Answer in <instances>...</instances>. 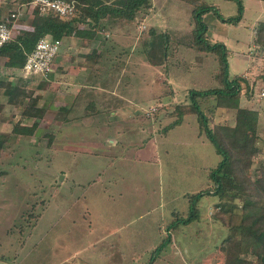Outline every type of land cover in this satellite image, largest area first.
<instances>
[{"label":"rangeland","instance_id":"obj_1","mask_svg":"<svg viewBox=\"0 0 264 264\" xmlns=\"http://www.w3.org/2000/svg\"><path fill=\"white\" fill-rule=\"evenodd\" d=\"M150 3L132 21H101L106 23L101 84L123 94L133 79V119L123 123L115 143L111 142L118 138L115 125L92 139L93 129L86 132L78 122L65 124L91 113L61 108L66 78L56 86L49 75L22 82L20 95L13 96L14 107H0V261L224 264L221 246L231 234L230 220L216 207L220 200L209 178L222 157L191 110L192 91L222 87L215 77L221 52L192 45V13L197 6L215 7L216 12L202 13L204 38L209 44L225 45L228 80L237 76L247 80L249 97L242 83L239 100L240 106L244 102L243 108L258 113L254 135L258 153L248 170L256 178L264 166V98L259 97L264 88V49L254 44V36L264 20V0H242L241 15L235 0ZM24 4L0 0V14L20 13ZM24 11L13 21V37L31 29L33 15L28 7ZM164 32L169 36L164 38L166 63L151 64L146 54ZM88 42L80 39L72 50H82ZM71 46L63 43L61 57ZM127 49H133V68L123 59ZM193 98L210 128L236 124V110L218 107L214 96ZM112 102L102 104L100 111L110 115L123 105ZM31 106L42 110L38 117L23 116L24 108ZM178 118L177 125L167 129ZM33 122L37 125L31 135L13 132L15 125ZM95 130L94 136L99 134ZM204 190L209 192L192 200ZM191 200L197 217L190 220ZM235 204L233 211L240 214V201ZM168 236L170 241L159 248Z\"/></svg>","mask_w":264,"mask_h":264},{"label":"trees","instance_id":"obj_2","mask_svg":"<svg viewBox=\"0 0 264 264\" xmlns=\"http://www.w3.org/2000/svg\"><path fill=\"white\" fill-rule=\"evenodd\" d=\"M24 1L25 3L28 2V0ZM74 1L76 2L74 14L65 18H60L54 11L42 13L39 7H33L31 29L15 37L12 35L11 40L0 47V55L7 58L6 65L14 69H22L27 54L34 49L40 38L48 36L61 39L71 35L91 38L96 32L106 31V23H101L103 19L108 23L116 19L132 21L141 9L151 6L150 0ZM235 1L237 2L238 13L241 15L243 11L242 0ZM207 10L217 11L215 7L209 5H201L193 9L192 45L202 50L212 51L215 54L222 53H220L221 68L215 75L222 87L203 92L192 91L191 110L197 115L201 131L214 144L216 153L222 157L217 167L210 171L209 178L214 184L213 192L220 200L216 207L222 210L225 215L227 214L230 220L229 230L231 234L221 246L223 257H226L224 264H264V166L260 168L256 178H252L248 174L253 158L258 153L255 145L256 137L254 136L258 113L255 110L240 106L239 97L242 94V83L245 84L247 97H249L250 88L247 80L242 76L228 80L225 45L223 43L209 44L204 38L207 26L202 21L201 16ZM218 16L220 17V15ZM239 19L238 16L232 21L236 22ZM82 23H85L89 29L80 27ZM165 37L169 39L167 32L161 34L158 42L152 43L151 53L146 54L147 61L151 64L163 65L166 63L168 41L164 40ZM254 44L264 49V20L256 27ZM195 94L203 97L214 96L217 99L218 107L236 110V124L232 127L210 128L207 116L193 98ZM41 112V109H33L31 106L24 108L22 114L26 117H38ZM179 118L171 123L167 129L176 126ZM36 125V122H33L31 126L17 124L13 127V132L31 135ZM2 147L3 142L0 141V149ZM208 192L209 190L201 191L192 196V200L194 201L197 197ZM192 200L190 201V220L197 217V211ZM235 201L241 203L240 214L233 211V208L236 207ZM178 222V220L172 221V224L176 226ZM169 241L170 237L168 236L161 242L159 248Z\"/></svg>","mask_w":264,"mask_h":264},{"label":"crops","instance_id":"obj_3","mask_svg":"<svg viewBox=\"0 0 264 264\" xmlns=\"http://www.w3.org/2000/svg\"><path fill=\"white\" fill-rule=\"evenodd\" d=\"M23 7L24 8H22L19 16H23L26 7H28L29 11L32 13L33 7L31 5L26 3ZM2 17L3 15L0 14V19ZM14 25L15 24H13V27ZM102 33H104V31L96 32L91 38H82L74 35L61 38L62 44L58 54L52 62V70L49 77H51V82L55 86L58 85L60 79L66 78L67 91H65L64 94H61L62 97H60V99L62 101L61 108L67 110V113L75 109L89 111V113L91 111L90 114L84 115L81 119H75L72 121L67 120L65 124L68 125L71 122H78L80 123L79 126L84 127L86 132L93 129V131L90 132L92 139L98 137L100 132L103 133V135H106L104 134L105 130L108 129V127L115 125L114 130L116 131L118 138L116 137L114 138L115 140L111 141H114L115 143V141L120 138L119 136H121V127L123 126V123L132 121L133 119V79H131L129 88L125 89L123 94H121L118 89H106L101 84L99 77L103 72V61L105 60L103 47H105L106 42ZM104 35H106V37L108 36L106 33ZM80 39L89 40L88 46L84 47L82 50L73 51L74 44L80 42ZM65 41L68 44H72V46L69 47L71 48V51L61 57L60 52ZM132 50L133 49L128 50L123 56V59L126 60V64H129L131 68H133ZM73 52H76L78 55L75 56V53ZM59 56L60 60L58 61ZM107 57H109V55ZM6 61L7 58L0 55V107H2V105L3 107L4 105L14 107V98L12 96L17 97L20 95V83L30 82L42 76L26 75L23 73L22 69H14L7 66ZM147 63L150 64L149 62ZM126 64L122 65L124 70H126ZM60 66L65 70L64 72H62V69L58 72L57 69L60 68ZM110 100L113 101L112 103L117 102V104H123V107L121 106L119 108L116 106L111 110L110 115H106L100 111V108L102 104H108ZM242 104H244V102L241 103V107ZM94 129H96V134L99 133L96 136L93 135ZM68 135H71L70 131L68 132ZM85 139H87V137ZM131 143L133 144V141Z\"/></svg>","mask_w":264,"mask_h":264},{"label":"built area","instance_id":"obj_4","mask_svg":"<svg viewBox=\"0 0 264 264\" xmlns=\"http://www.w3.org/2000/svg\"><path fill=\"white\" fill-rule=\"evenodd\" d=\"M27 4L39 7L42 13L54 11L60 18L71 16L75 12V1L66 0H28ZM17 12H12L0 19V47L11 40V25L18 17ZM62 39L45 36L40 38L34 49L27 54L22 71L26 75H40L47 77L52 70V62L58 54ZM259 97L264 98V88L259 92Z\"/></svg>","mask_w":264,"mask_h":264},{"label":"water","instance_id":"obj_5","mask_svg":"<svg viewBox=\"0 0 264 264\" xmlns=\"http://www.w3.org/2000/svg\"><path fill=\"white\" fill-rule=\"evenodd\" d=\"M0 264H7L6 262H4V261H0Z\"/></svg>","mask_w":264,"mask_h":264}]
</instances>
